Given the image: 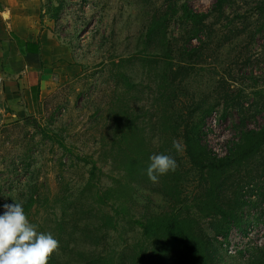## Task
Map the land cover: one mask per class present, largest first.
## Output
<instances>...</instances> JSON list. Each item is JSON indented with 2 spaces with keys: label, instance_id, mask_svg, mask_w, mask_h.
Masks as SVG:
<instances>
[{
  "label": "rangeland",
  "instance_id": "rangeland-1",
  "mask_svg": "<svg viewBox=\"0 0 264 264\" xmlns=\"http://www.w3.org/2000/svg\"><path fill=\"white\" fill-rule=\"evenodd\" d=\"M218 4L219 0H42L43 24L70 56L52 70L55 85L40 98L46 105H34L28 116L37 120L36 128L26 124L27 117L0 124V214L4 204L16 201L38 231L53 234L59 247L48 264L53 258L55 264L118 262L122 251L129 259L143 243L140 224L175 209L193 216L214 264H264V149L221 192L220 203L237 211L243 232L234 228L227 240L220 239L221 219L192 209L206 185L185 148L177 152L172 147L174 140L184 146L182 129L159 131L149 96L134 104L136 114L147 144L153 150L166 148L165 154L177 160L179 179L172 184L180 188L174 194L177 200L158 183L134 185L122 201L124 215L118 217L113 201L98 199L99 191L114 186L119 175V165L103 153L117 142L109 111L114 81L110 68L103 67L113 58L135 57L138 63L128 74L134 84L147 86L140 61L164 60L172 49V71L181 74L173 85V110L184 124L202 116L204 109L212 111L204 122L203 141L219 157L243 131L264 124V0ZM184 5L207 15L196 37L181 18ZM170 6L178 13L169 25L167 45L148 44L153 18ZM168 66L162 62L158 70ZM38 125L67 149L43 136ZM84 156L93 157L99 168L89 188L91 166L80 159ZM110 218L118 223L117 231L107 223Z\"/></svg>",
  "mask_w": 264,
  "mask_h": 264
},
{
  "label": "trees",
  "instance_id": "trees-1",
  "mask_svg": "<svg viewBox=\"0 0 264 264\" xmlns=\"http://www.w3.org/2000/svg\"><path fill=\"white\" fill-rule=\"evenodd\" d=\"M222 2L223 0H219L218 5L221 6ZM181 10L183 23L190 28L193 37L202 33V26L207 15L196 13L187 5L182 6ZM177 13L178 10H172L170 6L169 10L153 18L147 33L148 44H155L160 41L167 45L169 25ZM15 41L20 49L25 48L28 53L38 54L40 51L39 45L34 49L32 44L25 43L18 38H15ZM172 54L173 50L170 49L166 52L164 60L146 57L140 61L149 80L147 86L142 83L134 84L128 74V68L138 63L135 57L128 59L113 58L108 64H103V67L106 65L110 68L109 71L114 81L113 93L115 95L109 111L112 120L110 126H113V134L117 141L103 153L106 159L111 160L115 165H119L117 168L119 175L117 180H113L114 186L108 187L104 192L99 191L98 199L113 201V211L118 217H122L123 212H125L123 211L125 204L122 203L125 195L133 189L134 185L152 182L147 175V168L150 164L149 157L160 154L158 153L160 149L161 153H166L164 152L166 148L153 150L147 144L148 138L145 137L144 130L139 125L140 117H137V108L134 104L142 102L144 95H146L153 100L156 124L157 127L162 128L159 131L167 134L170 132L169 128L175 129L176 132L182 129L186 157L200 175V181L206 185L205 193L202 197L194 200L192 209H200L201 213L208 211L206 216L220 218L222 226H220L217 235L220 239L227 240L234 228L241 231V222L234 208H229L220 203V195L234 175L253 161L264 149V124L259 129L243 131L240 138L232 143L225 156L219 157L213 154L203 141L204 122L212 111L208 108L204 109L202 116L184 124L182 118L177 117L176 110H173L176 107L173 85L177 81L178 75L181 74L172 71ZM162 62L168 63L169 66L160 72L158 65ZM173 74L177 76L172 77ZM154 87L155 89H153ZM33 101L36 106L41 105V103L42 106L46 105V102L40 100L35 89L33 90ZM25 122L36 128L37 120L33 117H27ZM37 127L43 136L54 140L51 131L42 129L40 125ZM56 138L58 137L56 136ZM171 139L165 138V141L171 142ZM54 141L62 148L67 149L64 142ZM80 159L91 166L89 188L95 184L96 175L99 171L98 164L90 156L80 157ZM176 172V170L170 171L159 176L157 182H153L162 185V191L174 200H177L174 194L178 193V189H180L179 185L177 187L172 185L179 179V174ZM172 177H176V179L169 180ZM239 205L241 204L236 203V206ZM115 206H118L117 209ZM31 207L32 205H29L26 209L29 210ZM191 217H186L180 210L175 209L164 216L151 218L141 223L143 243L135 254L126 259V253L122 251L119 252L120 254L118 253L120 258L118 262L114 259H108L99 262V264H214L208 253L207 242L198 234L195 228L196 221ZM114 222L111 219L107 223H112L114 230L117 231L118 223ZM48 262H50V258ZM52 264H55L54 258Z\"/></svg>",
  "mask_w": 264,
  "mask_h": 264
},
{
  "label": "crops",
  "instance_id": "crops-1",
  "mask_svg": "<svg viewBox=\"0 0 264 264\" xmlns=\"http://www.w3.org/2000/svg\"><path fill=\"white\" fill-rule=\"evenodd\" d=\"M42 0H0V124L34 113L33 90L43 95L55 85L51 73L69 52L45 28ZM15 38L32 44L38 54L19 48Z\"/></svg>",
  "mask_w": 264,
  "mask_h": 264
},
{
  "label": "clouds",
  "instance_id": "clouds-1",
  "mask_svg": "<svg viewBox=\"0 0 264 264\" xmlns=\"http://www.w3.org/2000/svg\"><path fill=\"white\" fill-rule=\"evenodd\" d=\"M172 147L183 151L184 146L174 140ZM148 178L157 182L158 177L174 172L178 163L172 155L160 153L149 157ZM0 214V264H48L50 255L59 247L52 233L38 231L21 203H6Z\"/></svg>",
  "mask_w": 264,
  "mask_h": 264
}]
</instances>
